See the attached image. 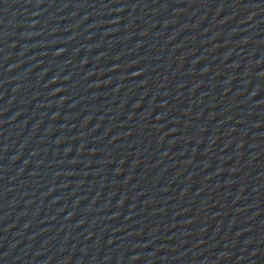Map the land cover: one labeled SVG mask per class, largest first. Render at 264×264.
Returning <instances> with one entry per match:
<instances>
[{
  "label": "water",
  "instance_id": "water-1",
  "mask_svg": "<svg viewBox=\"0 0 264 264\" xmlns=\"http://www.w3.org/2000/svg\"><path fill=\"white\" fill-rule=\"evenodd\" d=\"M0 264H264V0H0Z\"/></svg>",
  "mask_w": 264,
  "mask_h": 264
}]
</instances>
